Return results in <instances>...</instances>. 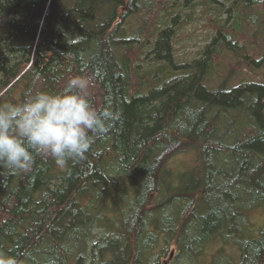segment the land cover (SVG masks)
Returning <instances> with one entry per match:
<instances>
[{
	"label": "trees",
	"instance_id": "16d2710c",
	"mask_svg": "<svg viewBox=\"0 0 264 264\" xmlns=\"http://www.w3.org/2000/svg\"><path fill=\"white\" fill-rule=\"evenodd\" d=\"M199 6L224 22L177 59ZM246 19L252 41L264 36V0H0V104L83 76L93 106L119 114L82 158L0 166V251L19 264H219L205 248L223 242L224 264H264V226L244 231L264 209V80L229 83L237 64L264 62L261 43L258 58L238 43ZM226 52L236 65L211 85ZM188 151L197 163L175 181L167 164Z\"/></svg>",
	"mask_w": 264,
	"mask_h": 264
},
{
	"label": "clouds",
	"instance_id": "9594fccd",
	"mask_svg": "<svg viewBox=\"0 0 264 264\" xmlns=\"http://www.w3.org/2000/svg\"><path fill=\"white\" fill-rule=\"evenodd\" d=\"M89 86L88 78L74 76L59 91L30 90L21 102L0 104V166L28 171L36 153L50 156L59 166L82 158L119 119L110 108L93 106ZM0 264L19 262L0 251Z\"/></svg>",
	"mask_w": 264,
	"mask_h": 264
},
{
	"label": "rangeland",
	"instance_id": "374dc122",
	"mask_svg": "<svg viewBox=\"0 0 264 264\" xmlns=\"http://www.w3.org/2000/svg\"><path fill=\"white\" fill-rule=\"evenodd\" d=\"M206 9V10H204ZM243 9H241L242 11ZM254 13V10L249 9L246 10V14L250 17ZM220 23H223L225 16L219 15L216 11L210 10L209 6L197 7L194 10L193 15L189 23L181 29L178 34L177 43L175 46L176 57L180 60H190L196 56H198V52L202 49L203 46L209 43L212 37V21L216 20ZM208 20L210 22H208ZM249 20V19H248ZM246 19V25L242 29V34L240 38H238V43L241 44L243 42H249L248 54L249 56H253L254 58H258V42L262 44V49L264 51V36L259 33L256 35V38L251 39V34L254 30V26L250 25ZM257 41V42H255ZM257 47V48H256ZM254 50H256L254 52ZM247 51V50H246ZM258 53V54H257ZM239 56H235L233 54L225 53L223 56V60L217 66L214 75L211 77L210 84L215 85L221 77L226 75L227 70L230 68V65H236V60ZM237 70L234 72L233 77L230 80L231 85H235L239 80H249L253 79V76L257 79L264 80V62H262L259 67H255L253 71L248 70V66H245L243 62L237 64ZM236 68V67H235ZM197 163L196 153L188 151L187 153L178 155L174 157L167 164L168 169L174 172L173 177L175 181L179 174L188 171L193 168ZM177 183L174 182L172 186H177ZM264 226V209L258 208L253 209L247 213V222L244 226L245 236L246 237H257L260 229ZM221 251V254H219ZM233 247L227 246V244H223V242H217L210 244L205 248L204 257L207 260L212 259L215 261L220 258L219 264H224L227 258L232 257L234 255ZM213 256V257H212ZM212 258V259H211ZM166 261L163 259V262Z\"/></svg>",
	"mask_w": 264,
	"mask_h": 264
},
{
	"label": "water",
	"instance_id": "95a60500",
	"mask_svg": "<svg viewBox=\"0 0 264 264\" xmlns=\"http://www.w3.org/2000/svg\"><path fill=\"white\" fill-rule=\"evenodd\" d=\"M172 256V253L170 254V256L169 257H171ZM166 263V262H165Z\"/></svg>",
	"mask_w": 264,
	"mask_h": 264
}]
</instances>
